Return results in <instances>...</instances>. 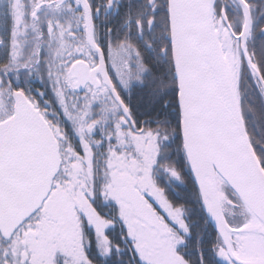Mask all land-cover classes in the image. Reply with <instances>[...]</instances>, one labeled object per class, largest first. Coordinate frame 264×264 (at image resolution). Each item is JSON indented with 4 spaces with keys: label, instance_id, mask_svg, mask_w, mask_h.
<instances>
[{
    "label": "snow or ice",
    "instance_id": "obj_1",
    "mask_svg": "<svg viewBox=\"0 0 264 264\" xmlns=\"http://www.w3.org/2000/svg\"><path fill=\"white\" fill-rule=\"evenodd\" d=\"M0 264H264V0H0Z\"/></svg>",
    "mask_w": 264,
    "mask_h": 264
}]
</instances>
